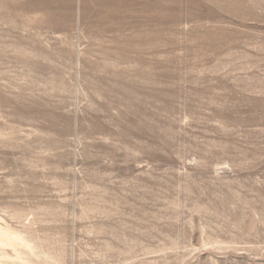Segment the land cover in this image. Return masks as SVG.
<instances>
[{
	"label": "rangeland",
	"instance_id": "1",
	"mask_svg": "<svg viewBox=\"0 0 264 264\" xmlns=\"http://www.w3.org/2000/svg\"><path fill=\"white\" fill-rule=\"evenodd\" d=\"M0 264H264V0H0Z\"/></svg>",
	"mask_w": 264,
	"mask_h": 264
}]
</instances>
